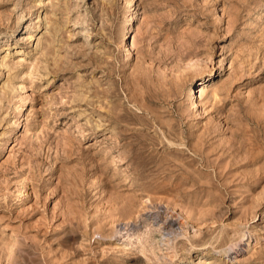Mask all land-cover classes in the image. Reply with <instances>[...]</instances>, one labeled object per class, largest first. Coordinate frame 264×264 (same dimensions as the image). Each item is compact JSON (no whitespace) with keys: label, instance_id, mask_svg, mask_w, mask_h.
<instances>
[{"label":"rangeland","instance_id":"obj_1","mask_svg":"<svg viewBox=\"0 0 264 264\" xmlns=\"http://www.w3.org/2000/svg\"><path fill=\"white\" fill-rule=\"evenodd\" d=\"M158 260L264 264V0H0V264Z\"/></svg>","mask_w":264,"mask_h":264},{"label":"bare ground","instance_id":"obj_2","mask_svg":"<svg viewBox=\"0 0 264 264\" xmlns=\"http://www.w3.org/2000/svg\"><path fill=\"white\" fill-rule=\"evenodd\" d=\"M39 27V26H38ZM41 29V28H40ZM25 38H28L29 39V41H31V40H34L36 37L34 36V34H32V33H30V34H27L26 35V37ZM158 214V213H157ZM156 216H154V218H155ZM157 218V217H156ZM165 223V222H164ZM163 223V224H164ZM127 225V223H125V226ZM124 226V227H125ZM144 226H146V224L144 225ZM157 227H158V235L157 236H159L160 237V239L158 238V241L160 240V242H162V244L164 245V243H166L167 245H170L171 243H169V241L171 240V242H173L172 240L174 239L173 238V236H170L171 235V232L173 233L174 231L172 230V231H170L169 230V232H165V235H164V233H163V231L162 230H164L163 228H164V226H162V224H161V222H159L158 224H157ZM171 227V226H170ZM150 228V227H149ZM118 229H122L120 226H119V228ZM151 229V228H150ZM157 229V228H156ZM180 232V229H179V231H178V233ZM170 233V234H169ZM177 233V232H176ZM177 233V234H178ZM174 234H175V232H174ZM176 234V235H177ZM156 236V237H157ZM163 237V238H162ZM175 237V236H174ZM173 238V239H172ZM159 245V244H158ZM166 246V245H165ZM172 246V249H173V245H171ZM160 247V246H159ZM158 247V248H159ZM163 247V246H162ZM167 247V246H166ZM168 248V247H167ZM160 249V248H159ZM165 249V248H164ZM163 249V250H164ZM166 250V249H165ZM164 250V251H165ZM158 251V250H157ZM163 251V252H164ZM167 251V250H166ZM168 251H169V249H168ZM173 251V250H172ZM163 255H168V254H163ZM162 255V256H163ZM169 256H170V254H169ZM157 257V256H156ZM156 257H154V258H156ZM165 257V258H164ZM159 258V257H158ZM167 258H169V257H167ZM166 258V256H163V258H159V259H162V261H165V259H167ZM171 258V257H170ZM156 260H157V258H156ZM161 261V260H160ZM158 262V264L160 263L159 262V260L157 261ZM162 264V263H161Z\"/></svg>","mask_w":264,"mask_h":264}]
</instances>
